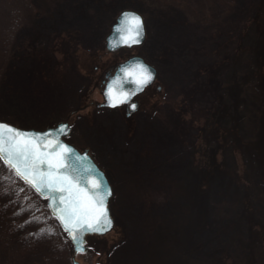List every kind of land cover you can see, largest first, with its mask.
Wrapping results in <instances>:
<instances>
[{"label": "rangeland", "instance_id": "rangeland-1", "mask_svg": "<svg viewBox=\"0 0 264 264\" xmlns=\"http://www.w3.org/2000/svg\"><path fill=\"white\" fill-rule=\"evenodd\" d=\"M123 10L146 39L109 51ZM132 56L157 80L131 122L99 76ZM0 121L67 122L114 220L76 254L0 160V264H264V0H0Z\"/></svg>", "mask_w": 264, "mask_h": 264}, {"label": "snow or ice", "instance_id": "snow-or-ice-1", "mask_svg": "<svg viewBox=\"0 0 264 264\" xmlns=\"http://www.w3.org/2000/svg\"><path fill=\"white\" fill-rule=\"evenodd\" d=\"M142 29L143 22L138 15L123 13L116 28L117 41L110 43V47L139 44ZM120 71L124 79L117 75L104 91L105 99L112 107L130 102L154 79L153 71L140 62L122 67ZM124 83L135 84V89L124 90ZM136 107L135 103L131 104L133 110ZM61 134H67V125L46 133H35L0 122V160L49 201V208L76 243V250L83 252L82 234H103L112 226L106 206L111 191L90 170H84L88 172L87 176L77 171L72 163L75 153L62 142Z\"/></svg>", "mask_w": 264, "mask_h": 264}, {"label": "water", "instance_id": "water-1", "mask_svg": "<svg viewBox=\"0 0 264 264\" xmlns=\"http://www.w3.org/2000/svg\"><path fill=\"white\" fill-rule=\"evenodd\" d=\"M123 13H135L136 15H138V16L141 18V20H142V22H143V29H142V34H141V37H140V43H139V44H135V45H133V46H131V47H128V46H118V47L113 48V47H110V43H112V42H116V41H117L118 33L116 32V28L118 27L119 22H120V20L122 19V14H123ZM145 39H146V28H145V23H144L143 16H142L141 14H139L138 12H136V11H132V10H123V11L120 12L119 16L117 17L116 22H115V23L113 24V26H112V31H111V33H110V34L108 35V37H107V49H108L109 51H116V50H118V49H120V48H123V47L132 48V47L140 46V45H142V44L144 43ZM137 62H140V63L145 64V65L148 66V67L153 71V73H154V79H153L148 85L144 86V87H143V90H142V91H139L135 96H137V95L143 93L147 87H150V86L153 85L154 82L156 81V79H157V70H156L155 67H153L152 65L148 64V63H147L142 57H140V56H132V57L128 58L126 61H124L123 63H121V64L117 67L115 73H114L113 75L110 76V78L108 79L107 84H108L113 78H115L117 75H120L121 78H122V80H123L124 77H123V74H122L121 71H120L121 68H122V67H127V66H129V65L136 64ZM123 87H124V90H126V91H132V90L135 89V84H132V83H124V86H123ZM135 96H133L132 99H133ZM104 98H105V96H104ZM132 99H131V100H132ZM105 105L110 106L107 102H106ZM110 107H112V106H110ZM116 107H117V106H116ZM0 122H3V123H5V124H8V125L12 126L13 128H16V129H20V130H23V131H26V132H35V133H46V132H48V131L51 130V129H58L61 125H67V134H66V135H65V134H61V135H60V139L62 140L63 143H65V144L68 145L71 149H73V151H74V153H75V157H74L73 160H72L73 165L76 167L77 171H78L80 174H82L83 176H87V175H88V172H85V171H84L85 169L90 170V171H91V174H92L93 176L99 178V179L103 182L104 186H105L107 189H110V191H111V195L108 196V198H107L106 206H107V209H108V214H109V216H110V218H111V220H112V226H111V228H110L108 231L104 232L103 234H100V233H84V234H82V239H83V245H82V246H83V248L85 249L83 252H85L86 249H87L86 246H85V242H86V237H87L88 235H94V234H96V235H106L107 233H109L110 231L113 230V228H114V220H113V218L111 217V212H110V207H109V206H110L111 197H112V195H113V193H112V187H111V185H110V183H109V180H108V178H107L105 172L97 166V164L94 162L92 156L89 155L87 152H81V151H79L75 146L71 145L70 143H68V142L65 140L66 137L69 135V132H70V127H69V124H68L67 122H61V123H59L56 127L47 128V129H45V130L23 129V128H19V127L15 126V125L9 124V123L4 122V121H0ZM76 157H78V159H77ZM2 161H3V160H2ZM23 181H24V180H23ZM24 182H25V181H24ZM28 185H29V184H28ZM33 190L35 191V189H33ZM35 192H36V191H35ZM36 193L39 194V195L41 196L40 193H38V192H36ZM41 197H43V196H41ZM43 198H44V197H43ZM47 203H48V205H49V201H48V200H47ZM48 209H49V211L51 212V214L53 215L52 210L49 208V206H48ZM53 216H54V215H53ZM54 217H55V216H54ZM58 222L60 223L59 220H58ZM60 225H61V224H60ZM61 227H62V226H61ZM62 228H63V227H62ZM67 234H68V233H67ZM68 236H69V235H68ZM69 238H70V237H69ZM70 239H71V238H70ZM71 241H72V240H71ZM72 243H73V245H74L75 253H76V254L79 253V251L76 250V248H77L76 243H74L73 241H72Z\"/></svg>", "mask_w": 264, "mask_h": 264}, {"label": "flooded vegetation", "instance_id": "flooded-vegetation-1", "mask_svg": "<svg viewBox=\"0 0 264 264\" xmlns=\"http://www.w3.org/2000/svg\"><path fill=\"white\" fill-rule=\"evenodd\" d=\"M116 69L117 68H115L112 73L109 71V72H104V74H103V72H102V74L99 76V79H101V82L105 81V84H106L108 79L110 78V76L115 73ZM96 70H97V68H96ZM98 71H101V69H99ZM154 86H155V83L153 85H151L150 87H147L143 93L135 96L130 102H128L126 104H121L120 107L117 109L121 110V112L126 116V118L132 122V118L136 114V111H138L141 107H143L146 104V98L150 97V95L153 94L152 92L154 91L153 90ZM159 90L160 89H157V91H159ZM132 103L136 104L137 110L136 109L133 110L131 108ZM71 145H73V144H71ZM73 146H75V145H73ZM77 149H79V148H77ZM81 152H86V151H81Z\"/></svg>", "mask_w": 264, "mask_h": 264}]
</instances>
